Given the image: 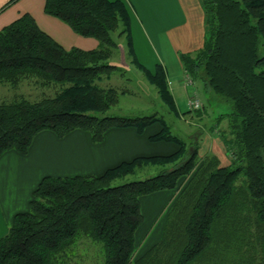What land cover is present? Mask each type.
<instances>
[{
    "label": "trees",
    "instance_id": "obj_1",
    "mask_svg": "<svg viewBox=\"0 0 264 264\" xmlns=\"http://www.w3.org/2000/svg\"><path fill=\"white\" fill-rule=\"evenodd\" d=\"M16 1L8 0L0 13ZM198 1L203 45L194 53L180 54V59L190 79L201 81L209 92L210 105L217 96L231 105L213 123L226 121L228 133L221 131L219 136L230 157L225 166L214 154L199 160L198 142L189 146L161 115L105 114L118 97L116 88L99 85L103 75L118 70L107 62L116 48L115 32L125 37L131 61L169 112L181 118L201 109L200 105L180 112L163 67L157 64L150 71L137 60L123 0H44L47 15L98 41L91 50L65 49L29 13L0 29V84L15 89L33 80L42 87H57L53 96L37 101L15 96L0 102V155L10 149L27 152L35 135L44 130L63 138L80 129L99 142L109 129L133 127L142 135L154 124L159 128L147 139L173 147L168 154L121 161L100 175L43 176L28 209L14 214L0 238V264H65L68 251L82 237L101 245L104 264H194L213 240L224 239L223 234L238 236L243 224L248 228L238 212L227 211L233 204L239 211L248 205L264 260V0ZM168 164L173 167L167 169ZM145 166L161 170L112 185ZM187 176L170 206L161 238L134 258L135 233L143 220L140 197L175 189Z\"/></svg>",
    "mask_w": 264,
    "mask_h": 264
},
{
    "label": "crops",
    "instance_id": "obj_2",
    "mask_svg": "<svg viewBox=\"0 0 264 264\" xmlns=\"http://www.w3.org/2000/svg\"><path fill=\"white\" fill-rule=\"evenodd\" d=\"M7 1L0 0V7ZM123 1L130 14L137 60L150 71H154L157 64L163 67L176 104L174 93L179 100L183 97L180 101L187 106L186 111L190 110L188 101L192 95L199 99L201 109L181 114V118L205 119L212 107L209 103L210 107L207 105L208 100L206 105L201 101L197 94L199 87H194L196 81L190 79L180 59V54L194 53L203 45V11L199 1ZM23 13H29L38 27L65 49L91 50L98 46L95 38L78 35L61 20L47 15L44 0H17L0 13V29ZM135 34L142 39L146 54L153 61L151 64H146L139 56ZM203 88L205 92V86ZM222 123L226 124V121ZM213 125L214 129L219 128ZM158 128L154 124L142 135L133 127L113 128L107 130L99 142H93L87 131L79 129L63 138L44 130L35 135L27 152L20 153L14 149L3 152L0 155V238L8 232L14 214L28 209L32 191L43 176L100 175L107 168L135 156L170 153L171 145L152 143L147 139V134L156 132ZM149 196H153V199H147L149 206L157 203L159 198H167V201L169 198L161 191Z\"/></svg>",
    "mask_w": 264,
    "mask_h": 264
},
{
    "label": "rangeland",
    "instance_id": "obj_3",
    "mask_svg": "<svg viewBox=\"0 0 264 264\" xmlns=\"http://www.w3.org/2000/svg\"><path fill=\"white\" fill-rule=\"evenodd\" d=\"M134 38L139 56L146 64H151L153 61L147 56L142 39L136 34ZM114 39L116 41V48L113 49L107 62L118 66V70L112 72L109 77L103 75L99 85L116 88L118 90V97L116 102L110 106L105 114L143 116L156 113L161 115L170 126L172 133L185 140L189 146L198 142L201 147L199 150V160L203 159L207 154H214L218 157L220 166L229 164L230 157L219 137L221 131H223L222 133L225 135L228 133L226 124L222 123L224 120L220 123L219 128L213 131H210V128L215 121L216 113H225L231 110L230 103L224 98L217 96L219 101L217 98L216 101H212V109L209 110V115L205 119L199 120L194 118L175 117L161 102L155 87L131 61L128 55V46L125 37H118L117 32H115ZM194 81H196L195 86L194 83L192 86L199 87L197 94L206 105L208 99L207 93L209 92H204V86L201 81ZM56 91L57 87H42L33 80L22 81L15 89L8 85L0 84V102L11 101L15 96H25L31 101H37L44 95L53 96ZM174 95L177 99L178 109L185 112L187 106L183 101H180L183 97L179 100L177 94L174 93ZM192 97L194 96L192 95ZM207 105L209 106L208 102ZM189 108L193 109L190 105ZM213 111L216 113H213ZM190 151L191 148L189 149V152ZM172 167L173 164H168L166 166L167 169ZM160 170V166L139 167L135 172L114 180L112 185L145 179L156 175ZM188 178V176L181 178L175 189L161 191L169 196L168 201L167 198H159L157 203L149 206L147 199H153V196L149 195L154 193L140 197V209L143 220L135 233L136 248L134 258L145 252L148 247L161 238L170 206L178 193L185 186ZM240 183V180H238L237 185H240ZM239 199L242 200L240 197ZM234 206L236 205L233 204L232 207L229 206L227 211L238 212L239 218L241 216L243 217V222H247L248 228L243 224V226H239L238 230L240 234L238 236L231 237L227 234H223L224 239L217 238L213 240L208 252L204 253L202 258L198 259L194 264H264L260 243L258 241V234L255 225H253L254 217H250L248 214V205L241 211ZM65 259V264H104L101 245L86 237L80 238L75 245L72 246Z\"/></svg>",
    "mask_w": 264,
    "mask_h": 264
},
{
    "label": "built area",
    "instance_id": "obj_4",
    "mask_svg": "<svg viewBox=\"0 0 264 264\" xmlns=\"http://www.w3.org/2000/svg\"><path fill=\"white\" fill-rule=\"evenodd\" d=\"M187 83L190 84L191 83V80L188 79ZM189 105L193 109L200 108V102H199V100L196 97H192L191 96V98L189 99Z\"/></svg>",
    "mask_w": 264,
    "mask_h": 264
}]
</instances>
